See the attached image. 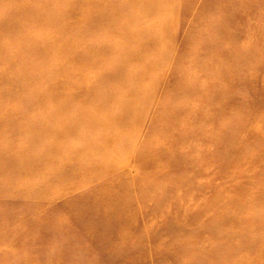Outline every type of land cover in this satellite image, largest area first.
Listing matches in <instances>:
<instances>
[{
    "label": "rangeland",
    "instance_id": "rangeland-1",
    "mask_svg": "<svg viewBox=\"0 0 264 264\" xmlns=\"http://www.w3.org/2000/svg\"><path fill=\"white\" fill-rule=\"evenodd\" d=\"M30 1L0 0V25ZM45 1L54 22L22 23L42 54L13 44L22 26L0 33V264H109L126 231L163 248L162 264H197L193 242L215 243L198 264H264V0ZM183 74L198 83L180 101ZM118 81L135 93L108 105ZM101 187L146 200L112 218L115 242L98 232ZM202 223L220 228L193 236Z\"/></svg>",
    "mask_w": 264,
    "mask_h": 264
},
{
    "label": "bare ground",
    "instance_id": "bare-ground-1",
    "mask_svg": "<svg viewBox=\"0 0 264 264\" xmlns=\"http://www.w3.org/2000/svg\"><path fill=\"white\" fill-rule=\"evenodd\" d=\"M30 2L33 5H29L28 6V9H29L27 11L28 14H21L22 11H23V9H21V8L15 9L13 11L14 13H12V15L8 13L6 18H8V17L12 18L13 23H12V26H11L10 22H7L6 24L2 22L3 24L0 25V30L3 31V32H0L1 35H3V33L6 30L7 31L10 30L12 32L13 28L14 29L15 28L16 29L21 28L22 23L24 22V20L26 21L27 19H29L31 21L32 20H38V21H40V22L42 21L44 23L47 22V21L54 22L53 21V19H54L53 18V12L54 11L52 9L50 1H45L43 4H41L39 6L37 5V3H35V0H31ZM6 18L4 20H6ZM18 23L20 25H17ZM52 25H53V23H52ZM20 31H22L24 33H18L17 34L18 37L15 36V41L16 40H22V41L19 43V41L15 42V41L11 40L12 42H15L13 44L16 47H18V48H24V49L27 48V46H28V48L31 49L32 51L41 53L40 48L42 46L38 47L40 41L39 40L34 41L31 38V36L29 35V31L27 32L25 27L22 26ZM48 33H49V31H48ZM50 40L51 41L49 43L51 45L49 43L47 45L52 46V44H54V39L51 38ZM11 41L8 42V44H11L12 43ZM8 44L5 43L4 46L8 45ZM48 58H50V57H48ZM47 62L53 64L52 60H47ZM57 63L59 64V62H57ZM57 63H55V64H57ZM61 63H66V62L62 61ZM60 66H61V64L58 65V68H60ZM211 71L212 70L209 69V68H203L202 69V74L205 75L206 78H212V79L216 78L217 74L216 75H215V73L211 74ZM125 73L127 75H129V74H133L134 72H131V71L127 70ZM145 74L146 73H144V75ZM259 74H260V72H259ZM111 76L115 77L116 73L112 74ZM232 76H234L235 84L240 85V84H242L244 82V79H243L244 77L242 76L241 72L235 73ZM109 77L110 76H106L104 78L107 79ZM184 77H186V78H184ZM193 82H195V83H193ZM196 83H198V82L195 79L189 78L188 75H184L183 74L181 76V78L175 84L172 85L176 89L175 90V97L178 100L183 101L185 94L191 93V92L196 93V90L193 89V88H196V87H194V84H196ZM205 84H207V85L209 84L210 85L212 83L209 82V83H205ZM116 85H120L119 89H116V93H113L111 95L109 94L108 97L106 98L107 100H105V102L108 105L109 104L118 103L121 106L122 104L120 103V101H122V99L124 97L126 98L127 96H132L135 93L136 88L135 87L132 88L133 84L130 85V83H127V82H124V81H118L116 83ZM124 87L125 88L128 87V88H126V90H124V89H122ZM258 100L259 99L257 98L255 102H257ZM166 115L168 117H172L173 113H169V114H166ZM105 116L108 117V118L111 117V115L107 114V113H105ZM121 120H123L121 117L120 118H116L115 115H114L113 119L110 120V123L113 122L115 124V123L120 122ZM252 126H253V124H252ZM246 129L250 130L249 126ZM136 136L137 135L135 134L134 137L136 138ZM140 145L141 146H139L137 154L134 153V146H137L135 141L131 144L130 148H125V150L127 151L128 155L133 157L134 159L139 158V157H140L139 159H142V158L145 159V157L148 154V149H147L148 146H145L144 144H140ZM93 147H94L93 148L94 151H96V150L98 151L97 154H98L99 158H100V154H102V153H106L107 154L108 151H109L108 148L106 146H103L102 144L97 145V146L93 145ZM94 151H93V153H94ZM74 152H77V151H71L70 153H74ZM76 154H79V153H76ZM13 164H14V168L13 167H12V169L10 168L8 177H4V179H3V180H5L6 178H8L7 179L8 181H7L6 185H9V187H8V189H5V191H7V194L5 196H8V197L11 196L10 195L11 191L14 188H16L19 184L22 183V182H19V181H17L15 179L17 177V175L19 174L21 168H22V164H18V161H16ZM51 175H53V172L51 173ZM45 186H46V183L42 184V186L36 187L37 191H39L41 188L43 189ZM110 189H112L113 193H117V190L115 188H102L101 187L100 189H98L99 190V194L100 195L102 194L104 199H100V202L97 203L94 212H95V214H97L99 216V218H101L99 220L100 221L99 226L97 227V228L101 229L100 231H98L99 234L103 235L104 232L107 233L108 235L110 234L111 235L110 241L115 242V238H118V237H117V235L115 233H113L115 228H112V221H115V220H113L112 218L115 217V215H117V213L121 212L122 210H124L125 212L133 211L132 210V206L129 203L130 201H132V203L134 205H137L138 204L137 199L141 200V203L144 202L145 204H146V200H145L144 197H142V199H140V198L136 199L135 198V199H132V200H123V199L119 200L116 197L115 198H110V194H109ZM39 192L42 193L43 190H40ZM13 195L14 196H18V192L14 191ZM88 201H96V200L93 199V198L88 197ZM143 210H144L143 211V217L145 218V214L147 212L146 206L143 207ZM147 213H149V212H147ZM141 216H142V214H136V220L134 221V223H136V225H139L138 227H140V226L143 227V225H144L143 223H142V225H140V223H139V220H141L140 219ZM239 220H240V218H239ZM202 228H210L211 230H214V233H215L218 230V228H220V226H217L215 224H211L210 225V224L202 223L198 227L192 229V232H194L192 235L193 236H198V231L200 229H202ZM101 231H103V233ZM130 232L131 231H126V232L122 233V238L127 240L126 241V245L123 246L124 249L122 251H120L118 249L113 250V252H112L113 253L112 260H111V262H109V264H120V263H122L123 260L125 261L126 264H128V263L129 264H162L163 262H165V257L164 256L167 255L169 257L168 254H165L166 252L164 251L163 248H154V245L150 244L149 240H146L145 242H142V243L138 242V243L134 244L132 242L134 234L131 235ZM228 232H230V231H228ZM112 233H113V235H112ZM233 238L235 239V237H233ZM105 242L106 241H104L103 243H105ZM214 245H215L214 242L209 243L208 247L206 246L203 249V248H199V246L196 243L193 242V246H195V248H197L196 251L198 253V254H194L193 255V257H192L193 262L195 260L197 262V264H198V261H199L198 257L206 256V253L208 252V249L210 247H213ZM120 252H122V253H120ZM221 257H223V256H221ZM14 264H30V262H28L27 259L25 257H23V258H19L18 260H16L14 262ZM179 264H183V262H181ZM257 264H262V263H258L257 262Z\"/></svg>",
    "mask_w": 264,
    "mask_h": 264
}]
</instances>
